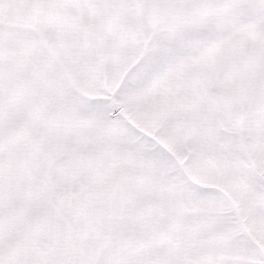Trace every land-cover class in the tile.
Wrapping results in <instances>:
<instances>
[{"label":"snow or ice","instance_id":"snow-or-ice-1","mask_svg":"<svg viewBox=\"0 0 264 264\" xmlns=\"http://www.w3.org/2000/svg\"><path fill=\"white\" fill-rule=\"evenodd\" d=\"M0 264H264V0H0Z\"/></svg>","mask_w":264,"mask_h":264}]
</instances>
